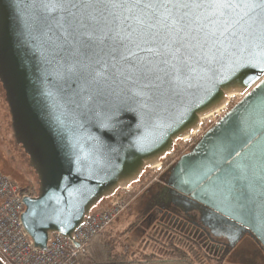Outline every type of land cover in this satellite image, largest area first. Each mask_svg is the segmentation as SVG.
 <instances>
[{
	"label": "water",
	"instance_id": "95a60500",
	"mask_svg": "<svg viewBox=\"0 0 264 264\" xmlns=\"http://www.w3.org/2000/svg\"><path fill=\"white\" fill-rule=\"evenodd\" d=\"M0 84L4 145L34 174L20 215L33 247L55 232L78 246L103 198L241 96L166 185L264 249V0H0ZM213 232L229 249L243 235Z\"/></svg>",
	"mask_w": 264,
	"mask_h": 264
},
{
	"label": "built area",
	"instance_id": "2783aa9c",
	"mask_svg": "<svg viewBox=\"0 0 264 264\" xmlns=\"http://www.w3.org/2000/svg\"><path fill=\"white\" fill-rule=\"evenodd\" d=\"M234 98L223 109L203 119L198 131L178 139L173 152L162 158L160 164L149 167L148 174L143 179L133 185L128 184L119 194L116 193V199L108 205L92 210L73 233L78 246L68 236L55 232L46 248L33 247L20 219L24 209L22 196L25 193L20 191L19 185L12 178L0 172V257L7 264H80L79 252L91 238L105 231L129 207L137 192L158 181V178L169 171L178 157L188 152L216 122V119H212L219 118L235 103Z\"/></svg>",
	"mask_w": 264,
	"mask_h": 264
},
{
	"label": "trees",
	"instance_id": "16d2710c",
	"mask_svg": "<svg viewBox=\"0 0 264 264\" xmlns=\"http://www.w3.org/2000/svg\"><path fill=\"white\" fill-rule=\"evenodd\" d=\"M169 171L163 175L165 183ZM19 189L24 193L35 194L36 185L29 182L24 187L19 186ZM120 192V189L116 191L118 194ZM109 227L93 236L79 252L80 264H208L211 261L221 264L223 259V252L214 250L201 236L174 221L163 226L165 229H155L157 241L150 251L145 252L131 251L126 245L117 242L107 232Z\"/></svg>",
	"mask_w": 264,
	"mask_h": 264
},
{
	"label": "rangeland",
	"instance_id": "374dc122",
	"mask_svg": "<svg viewBox=\"0 0 264 264\" xmlns=\"http://www.w3.org/2000/svg\"><path fill=\"white\" fill-rule=\"evenodd\" d=\"M240 97L241 96H237L234 98L235 102ZM0 119H2V122H0V127H2L0 128V131L4 132V130H7L8 126L7 110L5 105L4 108L0 106ZM214 119L217 121L219 118L214 117L212 120ZM4 144L6 146H12L13 144V141L9 136H7L6 132H4V137L0 136V154L2 156V158H0V171L12 178L19 186L24 187L30 182L28 180L30 175L33 176L34 174L31 171L23 172L20 170L18 163L10 159L11 156L9 155V152ZM148 171L149 167L144 170L143 174L138 180L131 182L132 185L143 179V177L148 174ZM162 176L158 178V181L152 182L145 189L140 190L139 193L137 192L129 207L116 218L117 220L112 226L109 227V230L107 231L113 232L117 242L126 245V247L131 251H150L152 249L153 243H156L158 238L156 234H154L155 229L158 230L171 221L167 218H161L162 220H152L149 222L146 220L145 216L147 205L150 201V195L155 197L159 193V189L166 184L162 179ZM109 202V198H103L102 201L95 207V209L108 205ZM209 246L214 248L213 245L209 244ZM222 258L223 259L221 260L224 262V264H264V258L262 257L261 252L257 249H249L243 243H240L231 250L223 253ZM208 264H217V262L211 261Z\"/></svg>",
	"mask_w": 264,
	"mask_h": 264
},
{
	"label": "flooded vegetation",
	"instance_id": "af4514ba",
	"mask_svg": "<svg viewBox=\"0 0 264 264\" xmlns=\"http://www.w3.org/2000/svg\"><path fill=\"white\" fill-rule=\"evenodd\" d=\"M3 101L4 91L0 84V106L2 108H4L5 105ZM0 122H2V119H0ZM4 132L6 131L4 130ZM4 132L0 131L2 137H4ZM159 190V193L157 191L158 194L155 197L150 195V201L147 205V210L145 213L147 221L150 222L152 220L167 218L172 222L174 221L175 223L181 224L183 227H187L188 229L192 230L197 235L201 236V238H203L206 243L213 245L214 250H218L223 253L231 250L232 248L229 249L227 242L228 240L225 237L219 236L213 231L218 232L223 228H230L232 230L241 229L243 235L236 243V245L243 243L249 249H257L261 252L262 257L264 258V249L258 243L256 238L251 232L246 231L238 223L231 221L225 222L220 217L218 219V216L211 213L207 208L203 207L200 204L191 202L182 195L173 191L166 184ZM214 221H216V223L219 222V225H221L222 227L217 223L218 227L213 226V228H211L210 224ZM221 264H224V262H222Z\"/></svg>",
	"mask_w": 264,
	"mask_h": 264
},
{
	"label": "crops",
	"instance_id": "0c3cea01",
	"mask_svg": "<svg viewBox=\"0 0 264 264\" xmlns=\"http://www.w3.org/2000/svg\"><path fill=\"white\" fill-rule=\"evenodd\" d=\"M1 136V135H0ZM17 153H18V155H19V158H24V156L21 154V152H19V151H16ZM0 158H2V156H1V154H0ZM1 172V171H0ZM1 173H3V172H1ZM117 219H115L113 222H112V224L110 225V226H112L113 225V223L116 221ZM164 228V227H163ZM165 229V228H164ZM109 234L111 235V236H114V233L113 232H109ZM0 264H7L1 257H0Z\"/></svg>",
	"mask_w": 264,
	"mask_h": 264
},
{
	"label": "bare ground",
	"instance_id": "6f19581e",
	"mask_svg": "<svg viewBox=\"0 0 264 264\" xmlns=\"http://www.w3.org/2000/svg\"><path fill=\"white\" fill-rule=\"evenodd\" d=\"M214 114V113H213ZM209 116H211V115H209Z\"/></svg>",
	"mask_w": 264,
	"mask_h": 264
}]
</instances>
